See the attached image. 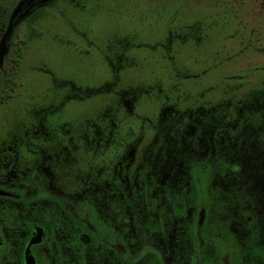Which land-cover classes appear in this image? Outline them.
Returning <instances> with one entry per match:
<instances>
[{
    "label": "rangeland",
    "instance_id": "374dc122",
    "mask_svg": "<svg viewBox=\"0 0 264 264\" xmlns=\"http://www.w3.org/2000/svg\"><path fill=\"white\" fill-rule=\"evenodd\" d=\"M39 2L11 35L24 44L0 103V188L36 172L53 194L90 199L118 172L140 211L141 172L152 188L189 187L192 156L200 172L227 171L196 185L207 264H264V0ZM29 199L16 213L0 198V235H28ZM35 207L46 229L53 212Z\"/></svg>",
    "mask_w": 264,
    "mask_h": 264
},
{
    "label": "flooded vegetation",
    "instance_id": "af4514ba",
    "mask_svg": "<svg viewBox=\"0 0 264 264\" xmlns=\"http://www.w3.org/2000/svg\"><path fill=\"white\" fill-rule=\"evenodd\" d=\"M39 1H35L34 9ZM28 7L24 5L20 13ZM211 140L212 157H215L218 134L213 133ZM191 157L188 165L189 187L176 186L171 182L166 185L160 181L159 187L152 188L145 184V173L141 172L140 211L132 205L118 172L111 187L101 193L96 192L90 199L70 197L69 194L66 197L57 196L46 185L43 186L44 182L41 184L40 180L44 179L36 172H32L30 186H13L19 192L0 188L7 193L0 198L12 200L9 207L16 213L22 205L25 206L26 197L34 204L28 215L27 211L23 213L26 223L19 220L29 229L26 237L15 240L13 236L8 239V236L0 235V264H26V249L37 228L43 230V236L41 241L30 247L35 264H207L215 248L211 251V241L203 239L207 209L203 203H196V185L208 170L200 172L197 162ZM204 165L206 169L209 166ZM209 172L212 176L215 173L218 176L227 174V171ZM41 191L46 193L39 194ZM39 202L45 203L46 213L53 212V223L50 226L47 224L46 229L39 224L37 217H33L35 205ZM239 209L253 212L241 205ZM134 237L137 243L135 249ZM39 246H43L46 252L43 260L36 251ZM10 252L12 256L9 259ZM168 254L174 257L169 258ZM223 264H230L226 256L223 257Z\"/></svg>",
    "mask_w": 264,
    "mask_h": 264
},
{
    "label": "trees",
    "instance_id": "16d2710c",
    "mask_svg": "<svg viewBox=\"0 0 264 264\" xmlns=\"http://www.w3.org/2000/svg\"><path fill=\"white\" fill-rule=\"evenodd\" d=\"M20 1L21 0H14L9 5H0V41L7 31L13 11ZM41 9H43V6L38 5L37 7H35L32 12L33 15L39 13ZM33 15H29L27 19L29 20ZM15 20L16 18L14 19V21ZM14 30H16V25L14 26L13 31ZM13 38L14 37L12 36L11 39L7 42L4 63L2 66L0 65V103L6 101L9 98L10 94H13V91L15 90V82L13 78L15 75V69L18 66L23 52L22 46L24 44V41H20L17 45H15ZM9 64L10 69L8 68ZM117 75L118 73L114 76L117 77ZM260 116H263V113L260 114ZM259 120L261 122L263 121L262 118H260Z\"/></svg>",
    "mask_w": 264,
    "mask_h": 264
},
{
    "label": "water",
    "instance_id": "95a60500",
    "mask_svg": "<svg viewBox=\"0 0 264 264\" xmlns=\"http://www.w3.org/2000/svg\"><path fill=\"white\" fill-rule=\"evenodd\" d=\"M34 1L35 0H21L18 3V5L16 6V8L14 9L11 20H10V24L7 28V31L5 32V34L3 35V37L0 41V65L1 66L4 63V58H5V53H6V45H7V42L13 33L14 26L17 24L18 21L22 20L25 16H27L29 14V12L32 10V8L36 5ZM46 1L47 0H42L41 3H44ZM24 5H27L29 7L25 12L20 13ZM15 18H16V20L14 21ZM6 194H7L6 192L0 191V195H6ZM42 236H43V230L40 228H37L35 235L33 236L32 240L29 242L27 249H26V264H35V260L31 254L30 247H31V245L41 241Z\"/></svg>",
    "mask_w": 264,
    "mask_h": 264
}]
</instances>
